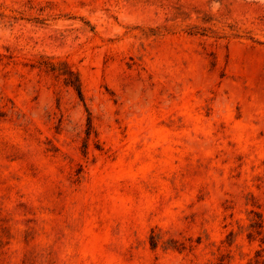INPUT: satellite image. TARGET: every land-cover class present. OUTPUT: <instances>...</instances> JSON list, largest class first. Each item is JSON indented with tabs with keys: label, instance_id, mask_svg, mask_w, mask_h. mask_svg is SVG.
I'll return each mask as SVG.
<instances>
[{
	"label": "rangeland",
	"instance_id": "obj_1",
	"mask_svg": "<svg viewBox=\"0 0 264 264\" xmlns=\"http://www.w3.org/2000/svg\"><path fill=\"white\" fill-rule=\"evenodd\" d=\"M0 264H264V0H0Z\"/></svg>",
	"mask_w": 264,
	"mask_h": 264
}]
</instances>
